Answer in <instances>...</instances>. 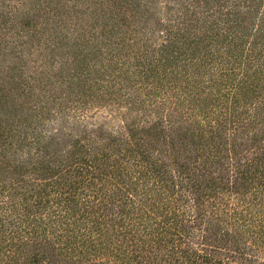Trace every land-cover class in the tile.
Wrapping results in <instances>:
<instances>
[{"label":"trees","instance_id":"trees-1","mask_svg":"<svg viewBox=\"0 0 264 264\" xmlns=\"http://www.w3.org/2000/svg\"><path fill=\"white\" fill-rule=\"evenodd\" d=\"M157 1L0 0V264H264V0Z\"/></svg>","mask_w":264,"mask_h":264},{"label":"rangeland","instance_id":"rangeland-1","mask_svg":"<svg viewBox=\"0 0 264 264\" xmlns=\"http://www.w3.org/2000/svg\"><path fill=\"white\" fill-rule=\"evenodd\" d=\"M155 6H156L157 15L162 16V15H165V13L168 11L167 10L168 7L176 9V1L175 0H158L157 5H155ZM182 128H183V130H180V134L181 135H184L185 133L187 134L188 132L185 129L188 127L184 126ZM222 226H224V225H222Z\"/></svg>","mask_w":264,"mask_h":264}]
</instances>
